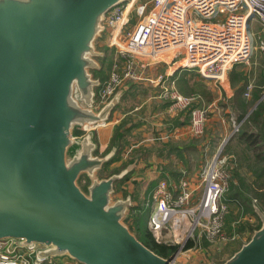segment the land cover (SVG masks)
<instances>
[{"label":"water","instance_id":"95a60500","mask_svg":"<svg viewBox=\"0 0 264 264\" xmlns=\"http://www.w3.org/2000/svg\"><path fill=\"white\" fill-rule=\"evenodd\" d=\"M125 0H0V239L34 246L39 257L82 264H181L148 247L125 217L131 194L114 183L136 164L99 175L118 138L96 154L95 129L128 88L98 104L96 49L106 12ZM78 131V132H76ZM87 182L79 183L81 176ZM260 224L221 262L264 264Z\"/></svg>","mask_w":264,"mask_h":264},{"label":"built area","instance_id":"2783aa9c","mask_svg":"<svg viewBox=\"0 0 264 264\" xmlns=\"http://www.w3.org/2000/svg\"><path fill=\"white\" fill-rule=\"evenodd\" d=\"M132 12L137 19L130 27ZM254 17L264 29V0H125L114 5L105 14L100 41L104 39L105 45L114 47L118 57L97 90L98 104L125 79H142L139 70L170 49L187 60L181 67L194 68L201 76L220 82L231 66L249 61L253 37L248 23ZM261 46L264 50V40ZM150 82L159 85L158 95L169 101V111L188 110L189 131L200 135L208 107L199 105V94L180 92L163 73ZM252 87L251 82L246 84L245 96ZM244 119L229 114L230 129L199 170L196 186L182 185L173 193L167 181L161 180L152 192L154 206L147 227L157 242L178 245L173 253L175 261L188 241L197 246L201 236L212 241L227 238L223 225L229 204L221 195L228 187L230 172L223 147L240 130ZM166 136L164 133L158 138ZM0 264L82 263L68 257H39L34 246L4 238L0 239Z\"/></svg>","mask_w":264,"mask_h":264},{"label":"crops","instance_id":"0c3cea01","mask_svg":"<svg viewBox=\"0 0 264 264\" xmlns=\"http://www.w3.org/2000/svg\"><path fill=\"white\" fill-rule=\"evenodd\" d=\"M252 19L257 18L254 17ZM252 19L250 21H252ZM261 33L264 35V32ZM259 34L260 33H258V35ZM177 55L180 56L177 57ZM181 58L182 55L180 53L171 49L165 50L161 52L156 61H150L146 67L142 69L143 71L139 70V72L142 73V79L126 80L128 86H130V84L141 83L143 86L148 87L147 95L144 99L142 98L140 101H137L129 110H121L123 107L121 98L119 103L111 110L104 124L99 125L94 131L96 154L102 155L105 153L115 142L116 138H118L119 143L116 153L120 150V157L115 160L119 163L116 167H120L121 169L126 164V162H124L126 158H128V161L136 158V164L134 166L141 163L145 170L156 169L154 170L155 173L160 175L159 178L151 180L146 190V192L148 191L146 203L143 201L141 203H133L132 205L147 209L146 216H148L153 209L154 204L152 203L151 195L161 180L167 181L168 187L173 193L178 192L182 185L194 187L192 184L195 180L197 181L196 185L198 184L199 170L205 160L208 159L215 150L209 153L207 142L214 134H217V139H219L217 145L220 143L221 139L230 129V123L228 121L229 114H234L238 119L245 117L238 134L235 133L232 135L223 147V153L228 157V168L230 172L229 182H235L234 174L238 173L233 170L239 161V159H237L239 152H237V146L235 144L243 146V149L251 154L252 161L256 159L255 163H250L249 166H255V164L258 163L260 157L256 156V152L264 149L260 135L256 132V129L261 126V122H258L256 125L248 119L258 103L264 102V97L261 98L263 92L262 87L264 86V66L262 70L256 74L257 82L252 79L254 74H252V76L248 74L247 67L250 66V61L234 64L226 71L224 79L220 82H216L213 79L201 76L194 68L181 67L179 64ZM143 62L145 64L146 61L143 60ZM183 68L195 70L201 78H198V75L190 77L187 72H184L188 75V84H186V81L180 76V71ZM159 73L165 74L168 80H173L174 85L180 92L184 94H199V105L208 107L207 118L200 135H193L189 131V119L181 124H173L176 118L183 119L186 113L189 117V112L188 110H168L169 101L158 95L159 85L146 81L148 78H155ZM198 80L200 82L199 85L197 84ZM249 82L252 83L253 87L249 95L245 96L244 90L246 84ZM261 117H264V111L263 114L260 115V121ZM122 121L123 123H121ZM123 129L127 130L123 132ZM242 131H244V134H251L247 141L239 137ZM120 133H122V136ZM136 133L140 134V140L135 139ZM164 133H167L168 136L163 139L158 138L160 134ZM141 146L144 147L143 150L146 152L142 156H138L134 151ZM129 153L131 154L128 157ZM245 161L247 162L248 159L245 158ZM105 163L101 168L104 167ZM255 175L258 179L259 177L256 173ZM255 175L253 178H255ZM253 187L252 189L256 191V195L252 198L258 202V207L264 212V201L262 197L264 182L261 181ZM237 189L238 190H235L230 195V198L237 200L240 195L246 192L245 190ZM196 192H198V190H196ZM127 193L128 192H126V194ZM114 196L122 197L118 193H114ZM251 206H253V204H251ZM249 215L248 219L252 220L253 216ZM203 239L205 240L206 238ZM220 241L221 240L215 241L217 243H211V245H209L211 247H205L206 245H202L201 243L197 246L191 245L180 253L177 262L181 264H213L215 261L211 262L208 259L210 257V251L218 249ZM208 248H211L210 251ZM171 255H173V253Z\"/></svg>","mask_w":264,"mask_h":264},{"label":"rangeland","instance_id":"374dc122","mask_svg":"<svg viewBox=\"0 0 264 264\" xmlns=\"http://www.w3.org/2000/svg\"><path fill=\"white\" fill-rule=\"evenodd\" d=\"M135 19H137L135 17V13L132 12L131 21L129 23L130 27L136 21ZM249 30L252 33L253 40H252V51L249 57V61L251 64L249 67H247V70L249 72L248 73L249 76H252V74H254V77L252 79H254V81L257 82L256 74H258L264 66V50L261 46V40H264V35L261 32H264V30L262 29V24L257 19H252V21H250ZM258 33L260 34L258 35ZM96 49H100L103 52L101 56L99 55L96 57V60L97 62H99L100 66L98 69L93 70V74H94V71L101 70V72L103 73V78L104 77L106 78L112 68V63H113L114 58L118 57V55L114 47H109L105 45L104 39L102 41L99 40L96 42ZM179 56L180 55H177V57ZM184 68L181 69L180 76L186 81V84H188L187 74H189L190 77L197 76L198 74L195 70H192V69L188 70ZM184 72H187V74H185ZM198 78H201V76L198 75ZM146 81L150 82V78H148V80ZM197 84L198 85L200 84L199 80L197 81ZM147 89L148 87L143 86L141 83L130 84V86H128V89L125 91L123 97H121L122 106H123L121 110H129L133 107V105L136 104L137 101H140V99L142 98L144 99L145 96L147 95ZM262 90H264V86L262 87ZM139 138H140V134L136 133L135 139L138 140ZM217 138H218L217 134H214V136L208 140L207 147H208L209 153L210 152L212 153L213 150L217 148L218 146L217 141L219 140ZM235 145L237 146L236 148L237 152H239V156H237L238 157L237 159H239V161H238L237 166L233 170L234 172L237 171L238 173L234 174L235 182H233V185L228 186L221 195V200L229 203V209L227 213L225 214L224 225H223V229H224V232L227 238L220 241V243L218 244V249L210 251L211 248H208L210 251V257L208 259L211 262L213 261L221 262L225 258H227L229 255H231L233 252V251L231 252V250L233 248L237 249L243 242H245L251 235L253 229H255L254 226L257 223L260 224L259 218L257 214L255 213L253 206H251V204L257 205L258 203L256 202L255 199L252 198L253 196L256 195V191L252 189V187L256 186L261 181L264 182V177L262 179L261 177L257 179L254 173L256 171V168H258L256 165L258 163L262 164L264 161L259 160L258 163H256L255 166L253 165L254 167L251 168L252 166L251 167L249 166L250 163L252 164L255 163L256 159L252 161L251 154L247 152L246 150H244L243 146H238L237 144ZM225 150H226V147H225ZM130 154L131 153L128 154V157L130 156ZM245 158L248 159L247 162L245 161ZM127 161H128V158H126L124 162L127 163ZM118 164H119L118 161H115L111 163L109 166H107L106 169L101 168L98 172L99 175L101 176L108 175L109 172H113L111 170H113L114 167H116V165ZM154 170L156 169L145 170L144 166H142L141 163H138L136 166L131 168L130 171H128L122 178H120L118 181H115L114 185H115L116 190L114 193H118L119 195L123 197L126 195V192H128L131 194L132 203L136 204V203H141L143 201L146 203L147 197H148V194H147L148 191L146 192V190L148 189L151 180L159 178L160 176L157 173H155ZM254 175H255V178H253ZM86 182H87L86 177L84 175L81 176L79 179L80 185L85 188ZM196 183L197 181L195 180L192 185L195 186ZM237 188H239V190H243V191L245 190L246 191L244 192L245 194L240 195L239 199L237 200L230 198V195L235 190H238ZM249 214L253 216L252 220L248 219ZM147 217L148 216L144 217L141 221V227H142L141 229H142L143 234H144L145 229L150 231L146 223ZM125 221L129 223L130 218L125 217ZM231 235H235V237L231 238ZM203 238L204 237L201 236L199 239H197L196 240L197 243L206 245L205 247H211L209 246L211 245V243H217L212 240L206 241V239L204 240Z\"/></svg>","mask_w":264,"mask_h":264},{"label":"trees","instance_id":"16d2710c","mask_svg":"<svg viewBox=\"0 0 264 264\" xmlns=\"http://www.w3.org/2000/svg\"><path fill=\"white\" fill-rule=\"evenodd\" d=\"M94 75L98 76L100 78L101 82L105 78V77L103 78V73L101 72V70L94 71ZM263 111H264V102H259L258 105L256 106V108L253 110V112L248 117V119L256 125L258 124V122H261V126L256 129V132H257V134L260 135V138H261L262 144H263L262 146L264 147V117H261V121H260V115L263 114ZM188 119H189V117L186 113V115L183 117V119L176 118L175 122L173 124H181V123L188 121ZM121 123H123V121ZM126 130L127 129H123V132ZM121 134L122 133H120V135ZM249 135H251V134L250 133L244 134V131H242L240 133L239 137L242 140L247 141ZM143 149H144V147L141 146V147L136 148L134 152H136L138 156H142L146 152ZM256 156L260 157L259 160L264 161V149L261 151H257ZM119 157H120V150L108 162L105 163L103 168L106 169V166L108 164L119 159ZM253 167L254 166H252L251 168H253ZM257 167L258 168H256L255 173L257 174L258 177L263 178L264 177V163H262V164L258 163ZM119 169H120V167H114L113 171H116ZM232 185H233V182L230 181L229 186H232ZM262 197H263V201H264V191L262 193ZM147 211H148L147 209H143L141 206H137V205L132 206L130 208V210H129V218H130L129 224H130L131 229H133V231H135L136 235L142 240L143 243H145L148 247L153 249L155 252H157L163 256L171 255L177 249L178 245L169 244V243H165V242H157L154 239V237L151 235L150 231H148L147 229L144 230V234L142 233L141 221L144 217H146ZM258 226H259V223H257L254 227L257 228ZM192 244H193L192 241H188L183 248H188ZM235 250L236 249L233 248L231 250V252L235 251Z\"/></svg>","mask_w":264,"mask_h":264},{"label":"bare ground","instance_id":"6f19581e","mask_svg":"<svg viewBox=\"0 0 264 264\" xmlns=\"http://www.w3.org/2000/svg\"><path fill=\"white\" fill-rule=\"evenodd\" d=\"M181 63L186 64L187 63V60L186 59H183V60L179 61V64H181Z\"/></svg>","mask_w":264,"mask_h":264}]
</instances>
